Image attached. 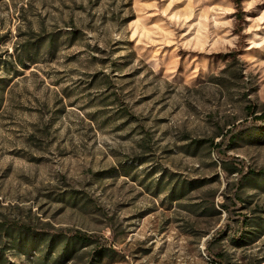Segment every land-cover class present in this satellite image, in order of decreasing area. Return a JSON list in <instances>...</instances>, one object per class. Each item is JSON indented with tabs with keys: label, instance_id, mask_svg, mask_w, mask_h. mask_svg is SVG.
Listing matches in <instances>:
<instances>
[{
	"label": "rangeland",
	"instance_id": "1",
	"mask_svg": "<svg viewBox=\"0 0 264 264\" xmlns=\"http://www.w3.org/2000/svg\"><path fill=\"white\" fill-rule=\"evenodd\" d=\"M236 1L0 0V264H264V123L213 152L264 110Z\"/></svg>",
	"mask_w": 264,
	"mask_h": 264
},
{
	"label": "trees",
	"instance_id": "2",
	"mask_svg": "<svg viewBox=\"0 0 264 264\" xmlns=\"http://www.w3.org/2000/svg\"><path fill=\"white\" fill-rule=\"evenodd\" d=\"M235 4L236 6L239 5V2H237L235 0ZM241 30H239V34ZM245 111L246 114L250 117H252V122L249 123H244V124H235L232 127L228 128L225 133L222 134V141L220 143H216L213 145V152L215 153L217 159L223 163L226 162H230V156H227L224 149L225 147L229 146L234 140L235 138L242 133L243 131L251 128L252 126H255L257 123H264V110H261L259 114H257L258 112V108L256 105L254 104H249L247 106H245ZM264 125V124H262ZM234 160L236 161H240L239 159L237 160V158H235ZM225 209L227 210V212L229 213V216L231 215V220H237L239 225H244V218L239 216V215H234V209L228 207H225ZM235 217V218H232Z\"/></svg>",
	"mask_w": 264,
	"mask_h": 264
},
{
	"label": "built area",
	"instance_id": "3",
	"mask_svg": "<svg viewBox=\"0 0 264 264\" xmlns=\"http://www.w3.org/2000/svg\"><path fill=\"white\" fill-rule=\"evenodd\" d=\"M211 264H216L215 262L211 263Z\"/></svg>",
	"mask_w": 264,
	"mask_h": 264
},
{
	"label": "bare ground",
	"instance_id": "4",
	"mask_svg": "<svg viewBox=\"0 0 264 264\" xmlns=\"http://www.w3.org/2000/svg\"><path fill=\"white\" fill-rule=\"evenodd\" d=\"M209 264H211V262Z\"/></svg>",
	"mask_w": 264,
	"mask_h": 264
}]
</instances>
